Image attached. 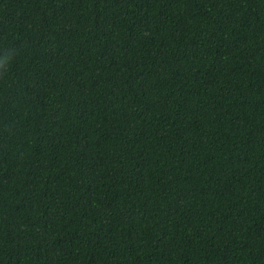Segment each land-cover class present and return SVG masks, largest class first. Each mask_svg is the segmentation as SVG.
I'll return each instance as SVG.
<instances>
[{
  "label": "trees",
  "instance_id": "trees-1",
  "mask_svg": "<svg viewBox=\"0 0 264 264\" xmlns=\"http://www.w3.org/2000/svg\"><path fill=\"white\" fill-rule=\"evenodd\" d=\"M0 264H264V0H0Z\"/></svg>",
  "mask_w": 264,
  "mask_h": 264
}]
</instances>
